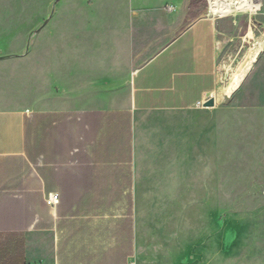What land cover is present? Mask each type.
<instances>
[{
  "label": "rangeland",
  "instance_id": "1",
  "mask_svg": "<svg viewBox=\"0 0 264 264\" xmlns=\"http://www.w3.org/2000/svg\"><path fill=\"white\" fill-rule=\"evenodd\" d=\"M258 1L257 12L219 16L211 0H0V108L124 105L148 47L155 54L158 39L216 19L214 105L162 114L140 136L149 179L138 190L135 264H264Z\"/></svg>",
  "mask_w": 264,
  "mask_h": 264
},
{
  "label": "crops",
  "instance_id": "2",
  "mask_svg": "<svg viewBox=\"0 0 264 264\" xmlns=\"http://www.w3.org/2000/svg\"><path fill=\"white\" fill-rule=\"evenodd\" d=\"M217 28L202 16L158 39L155 54L148 47L124 105L0 108V264L137 260L138 190L149 179L139 161L143 127L218 90Z\"/></svg>",
  "mask_w": 264,
  "mask_h": 264
},
{
  "label": "bare ground",
  "instance_id": "3",
  "mask_svg": "<svg viewBox=\"0 0 264 264\" xmlns=\"http://www.w3.org/2000/svg\"><path fill=\"white\" fill-rule=\"evenodd\" d=\"M211 7L219 16L236 14L237 12H257L260 9L258 0H211Z\"/></svg>",
  "mask_w": 264,
  "mask_h": 264
},
{
  "label": "built area",
  "instance_id": "4",
  "mask_svg": "<svg viewBox=\"0 0 264 264\" xmlns=\"http://www.w3.org/2000/svg\"><path fill=\"white\" fill-rule=\"evenodd\" d=\"M168 9L170 10V11H174L175 9H176V7L174 6V5H169L168 6ZM202 105H205V102L203 103V102H201V103H199V106H202ZM58 200H59V196H58V194H54V195H51L49 198H48V203L49 204H56L57 202H58ZM133 264H135V263H133Z\"/></svg>",
  "mask_w": 264,
  "mask_h": 264
},
{
  "label": "water",
  "instance_id": "5",
  "mask_svg": "<svg viewBox=\"0 0 264 264\" xmlns=\"http://www.w3.org/2000/svg\"><path fill=\"white\" fill-rule=\"evenodd\" d=\"M214 103H215V99L214 97H212L205 102V106H212L214 105Z\"/></svg>",
  "mask_w": 264,
  "mask_h": 264
}]
</instances>
